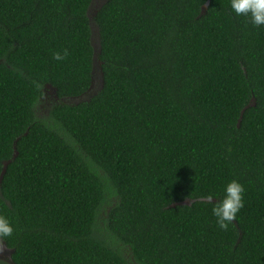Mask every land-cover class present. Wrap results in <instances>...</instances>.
Wrapping results in <instances>:
<instances>
[{
    "label": "trees",
    "instance_id": "trees-1",
    "mask_svg": "<svg viewBox=\"0 0 264 264\" xmlns=\"http://www.w3.org/2000/svg\"><path fill=\"white\" fill-rule=\"evenodd\" d=\"M92 1L0 0L12 264H264V26L229 0H106L91 21ZM91 22L99 91L38 117L45 88L89 91ZM233 179L244 206L221 230Z\"/></svg>",
    "mask_w": 264,
    "mask_h": 264
},
{
    "label": "clouds",
    "instance_id": "clouds-1",
    "mask_svg": "<svg viewBox=\"0 0 264 264\" xmlns=\"http://www.w3.org/2000/svg\"><path fill=\"white\" fill-rule=\"evenodd\" d=\"M229 7L236 16L247 18L251 25L255 27L264 26V0H229ZM66 56L67 51L65 50L63 53L54 52L52 58L59 62L64 60ZM243 193V185L233 179L224 185L222 195L212 204V215L221 230L226 229L243 208ZM207 199L211 202L212 196H208ZM12 234L13 226L9 219L0 216V240H5ZM0 264L3 262L0 261Z\"/></svg>",
    "mask_w": 264,
    "mask_h": 264
},
{
    "label": "rangeland",
    "instance_id": "rangeland-1",
    "mask_svg": "<svg viewBox=\"0 0 264 264\" xmlns=\"http://www.w3.org/2000/svg\"><path fill=\"white\" fill-rule=\"evenodd\" d=\"M106 0H93L89 9V19L91 20L95 12L99 9V7L105 3ZM92 21V20H91ZM91 33H92V38H91V44L94 50V61H93V72H92V82H91V87L89 91L82 97L78 98H69L65 99L63 101H59L55 97L54 91H52L50 88H45L44 89V96L41 98L40 103L38 104L36 108V114L38 117H43L45 116L50 108L61 102L66 105H77L81 102H85L89 100L93 95H95L100 87H101V75H100V69H99V63L97 62L96 55L98 51V35H97V30L93 22H91ZM184 204H190V202H185ZM108 207L105 206L103 211L101 212L100 219H104L106 216V212L108 211ZM11 251L8 250L3 242L0 240V261L6 262L7 264H12L11 263Z\"/></svg>",
    "mask_w": 264,
    "mask_h": 264
},
{
    "label": "water",
    "instance_id": "water-1",
    "mask_svg": "<svg viewBox=\"0 0 264 264\" xmlns=\"http://www.w3.org/2000/svg\"><path fill=\"white\" fill-rule=\"evenodd\" d=\"M94 58V57H93ZM12 263V262H11Z\"/></svg>",
    "mask_w": 264,
    "mask_h": 264
}]
</instances>
